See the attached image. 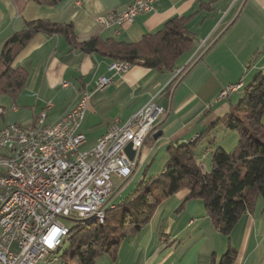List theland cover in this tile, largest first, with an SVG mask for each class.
<instances>
[{"label":"crops","instance_id":"1","mask_svg":"<svg viewBox=\"0 0 264 264\" xmlns=\"http://www.w3.org/2000/svg\"><path fill=\"white\" fill-rule=\"evenodd\" d=\"M133 1L61 0L47 5L0 0V53L11 33L37 19L71 23L79 41L99 36L137 42L174 16L194 14L188 29L195 35L193 49L181 56L173 71L130 65L114 73L108 70L109 57L74 48L61 35L38 33L14 61L27 73L22 91L14 99L0 95V129L12 123L34 126L48 101L52 106L46 122L51 123L72 110L80 92L86 90L91 95L80 125L86 139L82 149L92 147L114 120L129 119L150 101L163 107L155 132L136 152L132 182L150 170H155L154 175L163 170L168 146L195 141L198 163L196 149L212 152L216 147L234 146L237 136L223 121L234 98H241L240 89L264 73V0H156L150 12L131 24L104 29L96 23L98 15L124 9ZM202 4L208 9L199 11ZM100 76L110 77L111 82L95 90ZM239 82L241 87L226 98L216 97L220 88ZM157 131L161 135L154 139ZM187 192L181 189L164 199L149 221L119 244L115 257L103 254L93 264H210L211 257L218 260L228 247L236 251L234 264H264L261 198L253 212L243 214L230 234L223 235L211 224L200 199L184 202Z\"/></svg>","mask_w":264,"mask_h":264},{"label":"trees","instance_id":"2","mask_svg":"<svg viewBox=\"0 0 264 264\" xmlns=\"http://www.w3.org/2000/svg\"><path fill=\"white\" fill-rule=\"evenodd\" d=\"M27 1L54 5L61 0ZM206 8L208 5L202 4L199 11ZM193 15L174 16L158 31L144 34L137 42L99 36L79 41L71 23L48 19L26 21L24 27L11 33L2 46L0 95L14 99L22 91L27 73L14 61L38 33L61 35L74 48L87 53L131 65L173 71L181 56L195 45V35L188 29ZM223 124L237 134V143L231 151L214 148L209 156L210 169L206 171L195 160V141L168 146L164 169L122 202L120 212L111 214L120 207L110 201L108 205L115 208H105L102 222L85 221L69 227L66 236L69 245L63 252L69 263L66 260L64 264H93L103 254L115 257L119 244L138 232L164 199L181 189L188 190L184 202L200 199L213 227L219 233L229 235L243 214L253 212L259 198L264 201V73L259 72L244 87L241 98L230 107ZM235 256L236 251L228 247L218 260L211 257L210 264H234Z\"/></svg>","mask_w":264,"mask_h":264},{"label":"built area","instance_id":"3","mask_svg":"<svg viewBox=\"0 0 264 264\" xmlns=\"http://www.w3.org/2000/svg\"><path fill=\"white\" fill-rule=\"evenodd\" d=\"M156 0H134L121 10H112L95 17L104 29L131 24L137 16L150 12ZM117 32V30H115ZM130 63L112 60L108 70L122 73ZM181 68L176 69L179 74ZM111 78L100 76L95 90H102ZM239 83L220 90L218 99L236 91ZM67 86L68 84H64ZM83 101L51 123L46 122L48 101L35 119H43V128L33 130L18 124L0 129V146L16 152L11 160L12 180L0 199V264H36L45 258L46 246L61 236L67 225L61 218L72 213L77 217L97 212L110 203L114 195L113 177L128 179L134 168L124 151L128 143L136 152L146 137L155 132V122L164 113L162 106L150 101L129 119L114 120L95 144L82 149L86 139L80 131L91 93L83 90ZM2 109V108H0ZM31 131V138L16 140V133Z\"/></svg>","mask_w":264,"mask_h":264},{"label":"rangeland","instance_id":"4","mask_svg":"<svg viewBox=\"0 0 264 264\" xmlns=\"http://www.w3.org/2000/svg\"><path fill=\"white\" fill-rule=\"evenodd\" d=\"M247 84H249V82H247ZM239 87H241V85ZM244 87L242 89H240L239 97L242 95V93L244 91ZM221 89H224V87L220 88L218 90V92L216 94V97L219 95ZM237 101H238V99L235 100V98H234L233 102L236 103ZM203 134H204V139L203 140H205L206 139V132L204 131ZM234 134H236V133L234 132ZM236 136H237V134H236ZM236 143L237 142H235L234 146H232V147L230 146L231 148H227L228 149L227 151H231L235 147ZM196 151L200 152V156L198 155L199 156L198 159H200L199 163L203 164V161H204L203 165H205V166H202V167H203L204 170L207 171V169H210L209 156H210L211 152H207V151H205V149H200V150L196 149ZM205 155H206L207 158L204 157ZM167 159H168V157H167ZM156 164L157 163H155L153 167H155ZM154 171L155 170H150L149 172L146 173L145 176H142V174H141L136 179V181L133 180V182L131 181L130 177L128 179H126V180L118 178V177H113L112 184H113L114 195L112 196L111 200L115 204V207L116 206L120 207L122 202H124L129 196H132L134 193H136L139 189L144 187L153 177H155L157 175V173L154 175L153 174ZM121 210H122V207H120L119 209H116L115 211L111 212V214H117ZM60 221H61V223H63L64 225H67L70 228L75 227V226H77L79 224L85 223V221L84 222H80L79 218H77L75 213H72L71 216L68 217L67 219L66 218H61ZM68 245H69V240H68L67 237H65L64 238V242L61 245L59 251H55V252L49 253L45 258L38 260V262L36 264H64L67 259H66L65 256H63V252L68 247ZM68 261L69 260H67V262Z\"/></svg>","mask_w":264,"mask_h":264},{"label":"bare ground","instance_id":"5","mask_svg":"<svg viewBox=\"0 0 264 264\" xmlns=\"http://www.w3.org/2000/svg\"><path fill=\"white\" fill-rule=\"evenodd\" d=\"M241 85V83L237 86V88ZM236 88V89H237ZM78 101H83V92H80V96ZM7 125H5L2 129H6ZM33 130H41L43 128V119H35V125L32 126ZM31 138V131L21 130V133H16V140H24ZM5 155V146H0V180H12V173H5L3 169L11 168V160L7 159H16V152H7V157ZM7 191V184L5 182H0V199ZM109 206L110 208L114 207L113 205H105L100 208L97 212L89 213L88 215L79 216L80 221H98L102 222L105 216V208ZM69 233V227L67 226L65 229H62L61 236L58 239H55L53 243H50L46 246V255L57 250L63 243L64 238ZM53 262V261H52Z\"/></svg>","mask_w":264,"mask_h":264},{"label":"water","instance_id":"6","mask_svg":"<svg viewBox=\"0 0 264 264\" xmlns=\"http://www.w3.org/2000/svg\"><path fill=\"white\" fill-rule=\"evenodd\" d=\"M161 135V132L160 131H157L154 135H153V138L156 139L158 138L159 136ZM124 151H125V154L127 156V158L132 161L134 160V162L136 161V157H135V151L132 149V146L130 143H128L126 145V147L124 148Z\"/></svg>","mask_w":264,"mask_h":264}]
</instances>
